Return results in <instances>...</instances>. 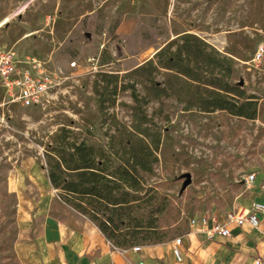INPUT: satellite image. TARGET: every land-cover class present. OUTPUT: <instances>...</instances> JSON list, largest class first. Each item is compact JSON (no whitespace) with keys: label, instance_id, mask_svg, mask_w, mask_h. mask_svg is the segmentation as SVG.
Segmentation results:
<instances>
[{"label":"rangeland","instance_id":"obj_1","mask_svg":"<svg viewBox=\"0 0 264 264\" xmlns=\"http://www.w3.org/2000/svg\"><path fill=\"white\" fill-rule=\"evenodd\" d=\"M183 31L232 58L230 81L257 98V115L185 110L169 93L141 106L147 123L139 127L158 138L157 159L150 172L137 171L133 207L109 231L113 243L126 240L125 252L191 232L194 216L223 219L245 194L240 180L264 165V54L251 60L264 43V0H0V48L40 59L56 84L30 107L1 104L0 87V264H44L54 244L48 215L86 217L50 184L49 146L65 135L125 158L135 101L121 86L144 96L145 85L162 82L164 71L142 83L131 71ZM104 73L118 76L114 95ZM185 173L191 183L183 188Z\"/></svg>","mask_w":264,"mask_h":264},{"label":"trees","instance_id":"obj_2","mask_svg":"<svg viewBox=\"0 0 264 264\" xmlns=\"http://www.w3.org/2000/svg\"><path fill=\"white\" fill-rule=\"evenodd\" d=\"M159 71H164L163 81L145 85L144 96L138 95L133 85L121 86V89H132L135 101L131 109L132 119L136 122L135 132L125 131L121 140L125 158H120L108 147L96 148L83 140L71 142L65 135L49 146L53 153L46 164L50 184L60 190L59 197L71 199V207L85 215L118 248L126 240L121 238L113 243L109 231L120 224L125 211L133 207L138 189L135 174L139 169L150 172L157 159L158 138L153 140L146 132L147 128L139 127L147 123L142 105L169 93L185 110H220L246 119H255L257 115V98L246 95L230 81L232 58L195 33L178 34L131 72L138 78L135 83H142L152 81V75ZM117 77L104 73L100 78L107 85L113 84L110 92L113 95L117 90ZM98 84L95 82L93 90L99 96Z\"/></svg>","mask_w":264,"mask_h":264},{"label":"crops","instance_id":"obj_3","mask_svg":"<svg viewBox=\"0 0 264 264\" xmlns=\"http://www.w3.org/2000/svg\"><path fill=\"white\" fill-rule=\"evenodd\" d=\"M261 101L258 117L261 107L264 109ZM250 172L255 174V182L248 188L245 186L240 204L233 207L249 206L254 201L264 203V190L261 189L264 165H254ZM240 181L243 183L242 179ZM55 216L58 215H48L46 221L54 244L49 248L53 256L44 264H256V259L264 263V212L259 214L258 227L230 225V235L223 238L208 239L203 233L191 230L182 236L181 261L171 252L172 240L143 245L137 252H125L115 247L86 217L69 215L60 220Z\"/></svg>","mask_w":264,"mask_h":264},{"label":"built area","instance_id":"obj_4","mask_svg":"<svg viewBox=\"0 0 264 264\" xmlns=\"http://www.w3.org/2000/svg\"><path fill=\"white\" fill-rule=\"evenodd\" d=\"M264 54V43L257 46L251 57L252 61L260 60ZM72 61L71 65H74ZM97 69V64L93 67ZM53 77L45 63L34 57H19L8 48H0V87L3 88L1 104L17 103L22 107L35 106L43 102L47 94L55 87ZM256 176L249 172L242 178L248 188L255 182ZM264 190V180L261 182ZM264 212V203L254 201L249 206L233 207L226 212L223 219L215 216L200 214L188 220L191 230L203 233L208 239L227 237L230 235V225L241 226L248 224L258 227L259 214ZM182 236L172 239L171 252L177 261L182 260ZM140 245L133 246L137 252ZM256 264H264L259 259ZM137 264H142L138 262Z\"/></svg>","mask_w":264,"mask_h":264},{"label":"water","instance_id":"obj_5","mask_svg":"<svg viewBox=\"0 0 264 264\" xmlns=\"http://www.w3.org/2000/svg\"><path fill=\"white\" fill-rule=\"evenodd\" d=\"M183 176L185 177V179L183 181V188H185L191 183V175H190V173H185V174H183Z\"/></svg>","mask_w":264,"mask_h":264}]
</instances>
